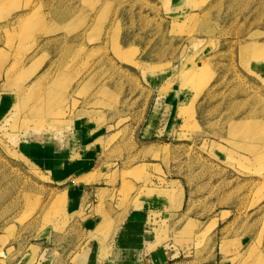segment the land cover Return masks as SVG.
Here are the masks:
<instances>
[{"label": "rangeland", "instance_id": "obj_1", "mask_svg": "<svg viewBox=\"0 0 264 264\" xmlns=\"http://www.w3.org/2000/svg\"><path fill=\"white\" fill-rule=\"evenodd\" d=\"M106 202L264 264V0H0V264H87Z\"/></svg>", "mask_w": 264, "mask_h": 264}, {"label": "crops", "instance_id": "obj_2", "mask_svg": "<svg viewBox=\"0 0 264 264\" xmlns=\"http://www.w3.org/2000/svg\"><path fill=\"white\" fill-rule=\"evenodd\" d=\"M55 144L54 147L49 145L44 148H37V152H49V149L54 148L51 164L58 166L59 161H63L67 157V152ZM24 147V146H23ZM88 145L82 144L81 160L87 158L86 150ZM24 152H28L26 145ZM38 157V158H40ZM42 164H47L46 159L49 157L43 156ZM81 165V162H80ZM56 168V167H55ZM57 175L63 179V171H57ZM83 194H73L76 197H81ZM72 196V195H71ZM82 200H78L76 207H81ZM104 210L100 215V222L94 224L93 228H103L102 232L91 240H88L87 264H190L183 259H176L172 251L166 245H160L154 237H150L148 228V217L152 209L147 207H134L126 212L115 211L109 208V202L105 203ZM96 206V205H95ZM108 219V220H107ZM112 219V221L107 223ZM222 260L219 259L221 264Z\"/></svg>", "mask_w": 264, "mask_h": 264}]
</instances>
